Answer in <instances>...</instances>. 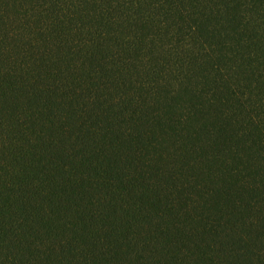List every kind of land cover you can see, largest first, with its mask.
<instances>
[{
  "label": "trees",
  "instance_id": "trees-1",
  "mask_svg": "<svg viewBox=\"0 0 264 264\" xmlns=\"http://www.w3.org/2000/svg\"><path fill=\"white\" fill-rule=\"evenodd\" d=\"M0 264H264V0H0Z\"/></svg>",
  "mask_w": 264,
  "mask_h": 264
}]
</instances>
